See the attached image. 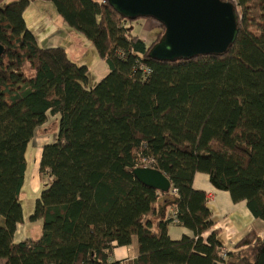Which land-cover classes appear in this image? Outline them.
<instances>
[{
	"label": "trees",
	"instance_id": "1",
	"mask_svg": "<svg viewBox=\"0 0 264 264\" xmlns=\"http://www.w3.org/2000/svg\"><path fill=\"white\" fill-rule=\"evenodd\" d=\"M54 3L87 37L109 68L91 86L89 68L64 48H42L25 12ZM231 2L238 36L223 55L173 62L150 58L161 41L131 35L102 0H0V260L6 264H264V237L249 232L226 257L208 196L212 186L246 202L264 221V0ZM157 22V21H156ZM60 115L57 139L42 149L48 180L32 221L39 239L15 242L24 222L20 195L27 150L49 116ZM143 163V164H142ZM158 169L171 181L162 193L133 170ZM193 233L173 241L168 228ZM138 243L133 262H111L114 247Z\"/></svg>",
	"mask_w": 264,
	"mask_h": 264
},
{
	"label": "water",
	"instance_id": "2",
	"mask_svg": "<svg viewBox=\"0 0 264 264\" xmlns=\"http://www.w3.org/2000/svg\"><path fill=\"white\" fill-rule=\"evenodd\" d=\"M126 21L152 18L165 27L150 58L173 62L198 56L223 55L236 41L238 15L231 2L223 0H102ZM5 48L0 44V57ZM133 175L145 186L168 193L169 178L151 167H138Z\"/></svg>",
	"mask_w": 264,
	"mask_h": 264
},
{
	"label": "rangeland",
	"instance_id": "3",
	"mask_svg": "<svg viewBox=\"0 0 264 264\" xmlns=\"http://www.w3.org/2000/svg\"><path fill=\"white\" fill-rule=\"evenodd\" d=\"M12 1L16 0H7V2ZM25 19L42 48H64L73 61L89 68L91 86L101 82L108 75V65L100 58L92 42L84 35L71 29L63 21L58 15L54 3L48 1L32 2L25 12ZM123 25L131 35L143 38L148 44L155 41L158 33L162 30L159 23L152 18L128 20L124 21ZM50 130L55 134L57 124H53ZM41 136L42 134L37 135L30 142L27 150L28 170L26 182L20 195L24 222L20 225L15 236L17 241L28 238L37 240L41 238L43 233V221H32L31 219L43 185L48 182L40 175L39 164L42 149L45 145L50 144V137ZM36 161H38L37 165ZM144 164L148 165L147 163Z\"/></svg>",
	"mask_w": 264,
	"mask_h": 264
},
{
	"label": "crops",
	"instance_id": "4",
	"mask_svg": "<svg viewBox=\"0 0 264 264\" xmlns=\"http://www.w3.org/2000/svg\"><path fill=\"white\" fill-rule=\"evenodd\" d=\"M59 120L60 115H50L48 122L36 130V136L42 134L41 137H50L49 143H53L58 136ZM53 124H57V131L55 134H53L50 130V127ZM37 163L38 161H36V165ZM193 187L195 190L203 191L207 194L208 208L211 211L212 220L214 222V228L212 231L203 235L205 240L213 231L219 230L223 235L224 247L228 250H232L235 245L251 231H255L258 235L264 237V221L257 219L252 215L246 202L234 203L228 192L216 190L212 186L208 175L202 173L196 174ZM168 234L173 241H180L185 236L193 237V233L191 231L177 224H171L169 226ZM15 242L19 243L21 241H17L15 239ZM137 256L138 243L137 239H134L132 245L130 246L114 247L110 261L128 263L133 262ZM6 263L7 260H0V264Z\"/></svg>",
	"mask_w": 264,
	"mask_h": 264
},
{
	"label": "built area",
	"instance_id": "5",
	"mask_svg": "<svg viewBox=\"0 0 264 264\" xmlns=\"http://www.w3.org/2000/svg\"><path fill=\"white\" fill-rule=\"evenodd\" d=\"M144 167H149L148 165H145ZM228 252V249H226L225 247L221 248V254L222 256L226 257Z\"/></svg>",
	"mask_w": 264,
	"mask_h": 264
},
{
	"label": "bare ground",
	"instance_id": "6",
	"mask_svg": "<svg viewBox=\"0 0 264 264\" xmlns=\"http://www.w3.org/2000/svg\"><path fill=\"white\" fill-rule=\"evenodd\" d=\"M126 21V20H125ZM159 23V22H158ZM162 25V24H161ZM227 249V248H226Z\"/></svg>",
	"mask_w": 264,
	"mask_h": 264
}]
</instances>
